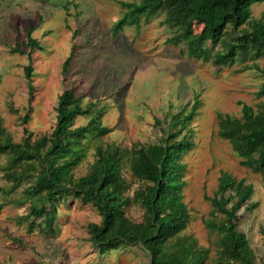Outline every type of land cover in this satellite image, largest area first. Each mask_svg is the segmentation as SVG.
<instances>
[{"label":"rangeland","instance_id":"obj_1","mask_svg":"<svg viewBox=\"0 0 264 264\" xmlns=\"http://www.w3.org/2000/svg\"><path fill=\"white\" fill-rule=\"evenodd\" d=\"M120 2L140 0H0V117L5 133L14 142L26 135L24 128L33 139L49 133L58 95L64 89L80 95L84 105L98 101V107H105L100 121L111 131L84 141L85 157L73 169L74 176H80L102 145L159 142L162 128H167L173 115L187 114L196 95L199 104L187 123L192 147L182 157L186 164L183 200L190 213L184 235L208 249L206 264H214L218 238L202 219L211 210L206 196L214 195L220 171H226L253 186L251 201L257 207L251 212L241 209L235 221L256 263L264 264V181L259 173L240 165L228 140L217 134L218 112L240 116L241 102L255 108L264 103V96L256 95L264 74L245 69L241 61L218 67L210 59L190 57L182 43L166 41L172 29L164 23L162 11L128 18L118 27L117 20L126 9ZM262 11L264 0L251 6L254 17ZM27 29L38 41L33 47L24 46ZM69 55L70 64L63 71ZM255 63L264 69V57ZM27 65L32 67L31 92L23 69ZM24 113L29 115L25 124L21 122ZM86 121L79 116L75 124ZM122 172L132 185L131 196L138 182L127 166ZM8 187L0 171V264H150L141 245L99 254L87 224L99 222L100 217L91 204L75 199L59 204L54 233L28 232V221L20 217L26 205L17 202L21 187L5 193ZM124 210L134 220L141 219L137 203Z\"/></svg>","mask_w":264,"mask_h":264},{"label":"trees","instance_id":"obj_2","mask_svg":"<svg viewBox=\"0 0 264 264\" xmlns=\"http://www.w3.org/2000/svg\"><path fill=\"white\" fill-rule=\"evenodd\" d=\"M263 0H140L120 2L126 9L117 20L118 27L128 18L164 12V23L172 29L167 42L183 44L184 53L198 60H211L215 66H231L237 61L244 68H255L264 74L255 59L264 57V11L254 17L251 6ZM38 43L27 29L24 46ZM220 47L215 50V47ZM209 47V48H208ZM210 48L214 49L210 53ZM20 53L25 50L15 49ZM70 55L63 61V71L70 64ZM252 61V65L246 61ZM29 92L32 91L30 65L24 66ZM264 96V83L256 92ZM80 95L64 89L57 98L54 125L49 133L33 139L25 136L14 142L4 131L0 117V157L5 164L0 171L11 193L21 187L17 202L26 205L21 220H27V231L44 234L56 230V216L61 202L67 198L91 204L99 222L87 224L92 244L99 254L123 246L141 245L150 264H206L208 249L195 238L185 236L190 219L183 198L186 164L183 155L192 147L191 129L187 125L199 102L195 95L191 110L173 115L162 128L159 142L133 143L130 147L102 145L87 171L74 176L73 169L85 157L83 145L90 135H104L111 128L100 117L104 106L98 101L82 104ZM87 121L76 125L77 117ZM29 115L24 113L25 124ZM218 136L230 143L240 157L239 164L259 173L264 181V103L255 107L241 102V115L217 113ZM127 166L131 178L138 182L132 189L123 175ZM253 186L220 171L215 193L207 197L211 210L202 222L217 235L218 255L214 264H257L244 232L238 229L239 211L251 212L258 203L251 201ZM137 203L141 219L134 220L124 208ZM0 203V207H1Z\"/></svg>","mask_w":264,"mask_h":264},{"label":"bare ground","instance_id":"obj_3","mask_svg":"<svg viewBox=\"0 0 264 264\" xmlns=\"http://www.w3.org/2000/svg\"><path fill=\"white\" fill-rule=\"evenodd\" d=\"M25 68V67H24ZM32 68V67H31Z\"/></svg>","mask_w":264,"mask_h":264}]
</instances>
